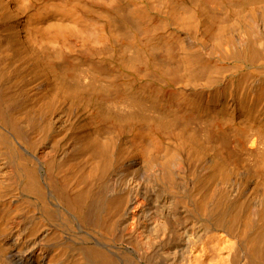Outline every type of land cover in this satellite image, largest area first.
<instances>
[{"label":"bare ground","instance_id":"obj_1","mask_svg":"<svg viewBox=\"0 0 264 264\" xmlns=\"http://www.w3.org/2000/svg\"><path fill=\"white\" fill-rule=\"evenodd\" d=\"M79 19V58L117 85L223 77L177 97L202 138L97 119L38 47L76 44ZM0 264H264V0H0Z\"/></svg>","mask_w":264,"mask_h":264},{"label":"rangeland","instance_id":"obj_2","mask_svg":"<svg viewBox=\"0 0 264 264\" xmlns=\"http://www.w3.org/2000/svg\"><path fill=\"white\" fill-rule=\"evenodd\" d=\"M93 26L94 25L89 23L88 21L79 19L72 25L73 33L75 36L71 35V37L79 38L77 39L78 43L76 41V44L75 42H71V44L69 43L60 46L55 44L54 42L42 41L38 47L40 50L46 53V56L48 59H50V61H55V60L61 61L65 56L68 57V60L71 63L70 65L71 68L69 69V77H65L63 75L62 77L66 80V82L69 83V86L71 88L84 89L87 90V92L99 96L98 102H95L94 104H92V106H90L91 111L94 113L96 118L104 123L118 127L126 126L127 124L128 126H132V124L133 126H135V124L136 126H138L139 124L140 127H144L148 125L159 127V125L162 124L163 122L162 119L164 118L166 124L170 126L169 130H166L168 129L167 125L164 126V128L166 127L165 135H169L173 137L172 138L168 136H162L164 140L166 139L165 143H169L170 141H172L170 143H173L175 136H177L175 134H177V132L181 133V129L182 132L188 130V132L191 133L193 131L194 133L192 132L191 134H196L197 137L202 138V133L200 134L198 132L200 130L195 122H189L186 120L183 121L180 118L182 116V113L180 111L178 112L177 110L179 103L181 104V102H183L181 100L182 98H188V97L193 98L196 95H198V93L200 94L202 85H206L207 87L212 88L214 86V83L216 84L221 83L223 81L222 79L223 77L218 79L220 82L218 80L216 81L215 77L212 79H207L202 76H197L196 78L191 77L193 80H191L192 82L190 83L189 82L190 75L184 73L181 74L180 77L181 79H179L176 82L175 86L173 85L174 88H172L173 86L168 88H161L160 86L155 87V85H153L154 87L153 88L150 85H148L149 81L147 80H145L144 83L139 82L141 83L140 86H137V84L132 85L127 83L124 86L121 84L123 83V81H126V78L125 80L121 78L119 79V82L121 83V80L123 79L122 83L120 84L121 86H123V92H122L123 95L122 96L113 95V93H115L116 91L121 90L120 89L121 86L119 84L117 85L116 82V80L120 78L119 75L109 70L105 66L101 67L99 65H96L98 63H95V61L84 60L79 58L81 52L83 51V48L81 47L83 44V40L92 37V33L94 32ZM75 45L80 46L81 49L79 47H76ZM73 46L78 49L76 50ZM154 46L155 44H151L150 46H148L147 52L158 53L160 49ZM115 50L117 53V58L122 59L125 65L131 66L133 65L134 62L138 61V56L135 50L129 46L119 45L115 48ZM70 51L73 52L71 53ZM127 72L129 71L125 72L126 75L128 74ZM218 76L219 74L217 75V77ZM2 77L3 78L5 77L4 71L2 72ZM195 79H196L195 81L196 84L193 83ZM185 80H187L188 85L184 82ZM210 80L211 81L213 80L214 83L213 81L211 82ZM34 81L35 78L33 77V75H24L20 77L17 82H15L14 80L10 81L7 85V90L10 92H16L18 91V88L20 86L25 85L27 83L31 84ZM180 83L182 84L183 87L181 86ZM208 83L211 85L210 86L207 85ZM180 88L181 90H183L184 96L180 95L183 94L181 93L182 91L180 90ZM175 89L176 92H174ZM178 89L180 90V93ZM186 91L189 92L191 95ZM173 95L176 96V98L180 96L182 98H177L178 101L177 99L176 101H174L175 99L173 98L175 97H171ZM168 97L170 98V102L168 100L169 99ZM179 99L181 100V102L179 101ZM177 121L178 123L180 121L182 122L178 124ZM192 123L194 124V126ZM184 126H186L187 129H185ZM161 127H163V125ZM194 128L196 129L194 130ZM196 130L198 131L196 132ZM167 132L168 134H166ZM162 135H164V133ZM168 139L169 142L167 141Z\"/></svg>","mask_w":264,"mask_h":264}]
</instances>
